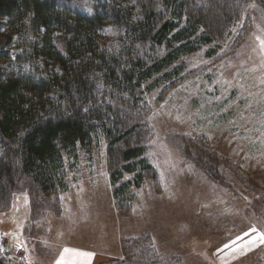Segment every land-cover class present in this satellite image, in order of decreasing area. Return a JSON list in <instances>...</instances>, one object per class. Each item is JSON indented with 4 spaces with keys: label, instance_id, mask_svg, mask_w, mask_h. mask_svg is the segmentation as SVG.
<instances>
[{
    "label": "rangeland",
    "instance_id": "obj_1",
    "mask_svg": "<svg viewBox=\"0 0 264 264\" xmlns=\"http://www.w3.org/2000/svg\"><path fill=\"white\" fill-rule=\"evenodd\" d=\"M245 14L223 44L183 56L144 84L152 168L141 184L115 195L135 175L113 184L108 141L97 137L78 158L64 157L66 190L22 192L0 212V264H33L14 254L26 248L12 233L25 228L46 264L59 244L112 258L142 235L176 264H264V244L244 255L238 247L253 227L264 232V0Z\"/></svg>",
    "mask_w": 264,
    "mask_h": 264
},
{
    "label": "trees",
    "instance_id": "obj_2",
    "mask_svg": "<svg viewBox=\"0 0 264 264\" xmlns=\"http://www.w3.org/2000/svg\"><path fill=\"white\" fill-rule=\"evenodd\" d=\"M252 1L0 0V212L66 190L64 157L101 135L113 184L135 175L115 195L139 186L152 168L144 84L227 41ZM122 247L100 264H176L147 235Z\"/></svg>",
    "mask_w": 264,
    "mask_h": 264
},
{
    "label": "crops",
    "instance_id": "obj_3",
    "mask_svg": "<svg viewBox=\"0 0 264 264\" xmlns=\"http://www.w3.org/2000/svg\"><path fill=\"white\" fill-rule=\"evenodd\" d=\"M26 218L25 220H27ZM13 238L14 242L16 241L19 243V245L23 242V245L25 244V252L28 256H30L31 261L36 262L38 260V264H46L43 263L44 261H41L45 256L44 253L40 254L37 252L36 246L34 247V244H36L39 240H36V238L33 237L32 233L28 231L26 228L22 230V235L17 231H13ZM20 238L17 239L18 236ZM121 238V237H120ZM20 239V240H19ZM119 239V236H118ZM23 240V241H22ZM119 244H121V239H119ZM122 246V245H121ZM65 249H68L67 252H65ZM80 253H94L95 255L92 257L83 256ZM110 255H101L96 250V248L92 247H82L79 245H70V244H59L56 252L54 253L53 259L50 261L49 264H57L58 261L61 262V264H100L103 261L107 260V258ZM118 257V256H117ZM121 257V256H119ZM29 258V259H30Z\"/></svg>",
    "mask_w": 264,
    "mask_h": 264
},
{
    "label": "snow or ice",
    "instance_id": "obj_4",
    "mask_svg": "<svg viewBox=\"0 0 264 264\" xmlns=\"http://www.w3.org/2000/svg\"><path fill=\"white\" fill-rule=\"evenodd\" d=\"M259 39V38H258ZM261 45L264 46V40L260 41ZM251 231L253 233H255L254 236L251 237V239H249L245 244H242L239 247V252L241 255L246 254L247 251H251L253 248L258 247L259 244H264V232H259L256 228H252ZM245 236H248L249 233L245 232L244 233ZM237 240L242 239V237H237ZM258 242V243H257ZM231 245L235 246L236 245V240L231 241ZM230 245L229 244H224L223 248H229ZM68 249H65V252H67ZM218 251H223V249H218ZM232 251L235 253L237 251L236 247L232 248ZM83 256H87V257H92L95 254L94 253H80ZM237 257L234 255L233 259H236ZM57 264H61L60 261L57 262Z\"/></svg>",
    "mask_w": 264,
    "mask_h": 264
},
{
    "label": "built area",
    "instance_id": "obj_5",
    "mask_svg": "<svg viewBox=\"0 0 264 264\" xmlns=\"http://www.w3.org/2000/svg\"><path fill=\"white\" fill-rule=\"evenodd\" d=\"M16 255H17L18 257H20L23 261H26V258L23 256V251H22V249H18V250L16 251Z\"/></svg>",
    "mask_w": 264,
    "mask_h": 264
}]
</instances>
